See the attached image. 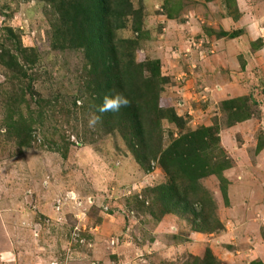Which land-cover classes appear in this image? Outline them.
<instances>
[{"label":"rangeland","instance_id":"1","mask_svg":"<svg viewBox=\"0 0 264 264\" xmlns=\"http://www.w3.org/2000/svg\"><path fill=\"white\" fill-rule=\"evenodd\" d=\"M236 1L241 8L253 0H234L233 6ZM203 2L211 1L133 5L142 9L136 62L153 59L169 76L161 104L187 116L186 127L218 123L220 144L234 161L221 177L200 179L212 201L211 233L194 231L191 214L149 215L144 190L168 177L156 161L148 170L140 166L117 132L107 133L103 124L89 127L96 105L84 86L85 57L82 50L51 47L50 3L0 0V43L33 49V61L17 79L0 64V264H191L206 250L220 264H264V147L255 149L264 139V51L251 53L256 62L241 70L236 54L250 48L251 38L241 35L223 42L231 59L221 61V40L204 47L202 25L214 20L230 32L244 24L221 21L219 3ZM117 33L136 37L130 23ZM242 95L256 102L255 112L226 127L219 103ZM161 128L164 145L169 133L179 134L166 120ZM191 232L197 238H189Z\"/></svg>","mask_w":264,"mask_h":264},{"label":"trees","instance_id":"2","mask_svg":"<svg viewBox=\"0 0 264 264\" xmlns=\"http://www.w3.org/2000/svg\"><path fill=\"white\" fill-rule=\"evenodd\" d=\"M47 1L53 12L51 47L83 51L86 64L84 86L92 92L96 115H100L97 108L105 96L120 93L131 101V106L122 108L119 113L103 114L105 131L117 132L140 166L148 170L150 163L156 161L168 177L166 182L144 190V196L149 198V215L159 220L167 214H191L194 231L213 232L215 229L207 228L210 220L207 207H212V201L199 185L200 179L212 174L221 177L222 171L233 165V159L220 144L218 123L192 129L185 126L187 116L178 115L172 106L161 104V93L164 85L169 83V76L161 72L157 61L136 62L135 59V47L143 38L139 34L142 9L135 8L133 0ZM219 1L236 19L238 11L236 5H232L234 0ZM128 23L136 37L118 35L117 32L126 28ZM5 30L8 40L13 41L12 29L6 27ZM237 33L219 30L216 36L234 37ZM32 50L23 47L19 41L15 42L14 48L0 43V64L17 79L18 75H25L26 67L33 61L30 58L33 54H28ZM247 96L220 101L226 127L252 117L256 102ZM162 120L174 124L179 132L178 136L169 133L167 145L163 144ZM30 128L29 125L23 127V139L27 143ZM15 129L14 133L20 130L19 127ZM263 147L261 137L255 149L258 152ZM221 188L226 196L225 186ZM193 259L191 264H220L209 250L201 258L195 256Z\"/></svg>","mask_w":264,"mask_h":264},{"label":"crops","instance_id":"3","mask_svg":"<svg viewBox=\"0 0 264 264\" xmlns=\"http://www.w3.org/2000/svg\"><path fill=\"white\" fill-rule=\"evenodd\" d=\"M211 2H205V3L206 4L210 3V5H212L213 3H217V2L219 3L218 14H219V17H221V21L228 23L229 21L230 22L231 21L237 22L240 19V22L243 23L244 26L241 25V27L236 28V29H233V27H232L230 29L231 31L228 32V30H226L222 27L223 23H218L217 21L215 22L214 20L213 21L209 20V21H207L206 25H202V26H205V28L203 29V33H202L203 36L201 34V35H199V37L202 36L203 41L206 42L204 47L205 46L208 47L209 45H213V43H215V42L217 43L218 40H221L222 47H220L221 50L218 51V56H219L221 61L226 59V61L229 62V60L231 59L230 58L231 57V54H230L231 50H230V48H227L228 51H226L225 47L223 45V42L228 41L230 39L231 40L236 39L237 37H240L241 35H247V34L250 35L251 38L248 41L250 48L246 52L241 51V53L238 52L236 54L238 59H240L242 61L240 69L243 70V69H245V66H246L245 63L248 64V62H250L251 59H253L254 62H256L255 59H257V56H254L255 54L251 55V53H257V51H259V50H260V52H262V50L264 51V29H263L264 28V22L262 21V19H260L261 17L264 19V0H253L250 2L247 1V3L245 5H243L241 8L239 7V5L236 1V8L238 11V16L236 19L233 18V15L229 14L228 11H226V9L224 8V6H222V4L219 0H212ZM256 2H260V3L256 4ZM203 6L205 7L204 9L207 10L208 7L205 5H203ZM191 15H193V13ZM258 17H260V18L257 21ZM180 25L183 26V24H180ZM225 25H227V24H225ZM245 26H247V29H245ZM215 27H217L219 30L226 31L227 33H231V32H238V33L234 37H228V36L218 37V36H216L215 33H213V28H215ZM201 29H202V27H201ZM210 35H212V36H210ZM209 37H210V39H209ZM260 57L262 58L261 54H260ZM247 58H250V59H247ZM246 60H248V61L246 62ZM217 61H219V60H217ZM230 72H235V71H230ZM195 233H197V232H191L189 238H197ZM186 242H187V239H186Z\"/></svg>","mask_w":264,"mask_h":264},{"label":"clouds","instance_id":"4","mask_svg":"<svg viewBox=\"0 0 264 264\" xmlns=\"http://www.w3.org/2000/svg\"><path fill=\"white\" fill-rule=\"evenodd\" d=\"M130 106L131 101L120 93H116L111 97L105 96L102 105L97 108L100 115H92L88 121V125L91 129H95L97 124H102L104 113H119L122 108Z\"/></svg>","mask_w":264,"mask_h":264}]
</instances>
